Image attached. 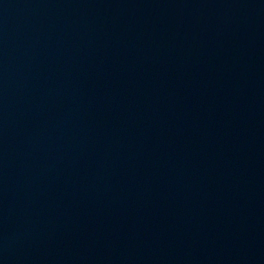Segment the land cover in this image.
Returning a JSON list of instances; mask_svg holds the SVG:
<instances>
[{"label": "water", "instance_id": "water-1", "mask_svg": "<svg viewBox=\"0 0 264 264\" xmlns=\"http://www.w3.org/2000/svg\"><path fill=\"white\" fill-rule=\"evenodd\" d=\"M0 264H264V0H0Z\"/></svg>", "mask_w": 264, "mask_h": 264}]
</instances>
